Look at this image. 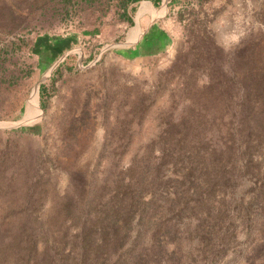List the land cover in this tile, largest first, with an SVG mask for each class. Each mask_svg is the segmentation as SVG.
<instances>
[{
	"label": "rangeland",
	"instance_id": "rangeland-1",
	"mask_svg": "<svg viewBox=\"0 0 264 264\" xmlns=\"http://www.w3.org/2000/svg\"><path fill=\"white\" fill-rule=\"evenodd\" d=\"M122 12L120 0H0V218L20 203L47 215L67 193L124 188L129 166L157 161L163 130L199 107L209 82L250 81L264 63V0H140L126 8L131 23ZM237 108L214 99L210 140L237 124ZM244 156L218 185L165 168L154 193L139 191L128 240L162 238L179 264H264V152L254 172ZM35 184L40 201L28 196Z\"/></svg>",
	"mask_w": 264,
	"mask_h": 264
},
{
	"label": "trees",
	"instance_id": "trees-1",
	"mask_svg": "<svg viewBox=\"0 0 264 264\" xmlns=\"http://www.w3.org/2000/svg\"><path fill=\"white\" fill-rule=\"evenodd\" d=\"M138 1L120 0L124 20L132 22L131 16L125 13L126 8ZM243 52L244 48L238 50L236 57ZM255 67L253 64L250 81L247 72H240L227 76L220 84L209 82L198 94L199 107H193L181 121L163 130L157 161L140 167L129 166L124 188L108 190V197L102 193L94 198L67 193L47 215L41 214L39 207H33L32 203L7 207L13 216L0 218V264H179L178 258L165 256L169 252L162 238L146 245L139 231L128 240L134 214L143 197L139 198V191L145 186L154 193L164 169L170 166L185 168L188 183L197 179V175L210 179L211 185L229 182L238 170L233 161L240 152L250 164L251 171L244 164L246 172H254L255 165L250 158L264 152V63L257 70ZM47 90L41 85L42 102L48 97ZM223 95L230 105L238 107L233 114L237 124L220 136L221 141H212L207 137L211 125L206 111L214 99L221 100ZM257 182L262 187V181L257 179ZM30 190L28 196L40 201L39 184ZM186 196L183 191L182 198ZM203 260L201 264H210L206 261L207 255Z\"/></svg>",
	"mask_w": 264,
	"mask_h": 264
}]
</instances>
